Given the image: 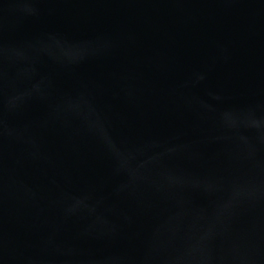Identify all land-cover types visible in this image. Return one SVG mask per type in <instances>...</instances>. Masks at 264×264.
I'll return each mask as SVG.
<instances>
[{
    "label": "water",
    "instance_id": "water-1",
    "mask_svg": "<svg viewBox=\"0 0 264 264\" xmlns=\"http://www.w3.org/2000/svg\"><path fill=\"white\" fill-rule=\"evenodd\" d=\"M0 264H264V0H0Z\"/></svg>",
    "mask_w": 264,
    "mask_h": 264
}]
</instances>
